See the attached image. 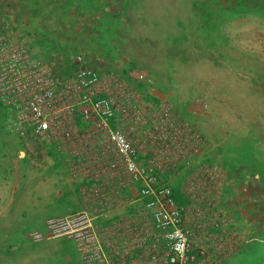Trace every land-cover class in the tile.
Segmentation results:
<instances>
[{
    "label": "rangeland",
    "instance_id": "rangeland-1",
    "mask_svg": "<svg viewBox=\"0 0 264 264\" xmlns=\"http://www.w3.org/2000/svg\"><path fill=\"white\" fill-rule=\"evenodd\" d=\"M70 1L78 15L68 13L72 17L66 21L78 16L74 19L73 30H81L85 36L76 41L74 37L65 39L58 35L54 54H62L64 59L61 62L52 54L53 61L47 63L42 59L43 65L47 63L45 68L49 76L57 84L67 81L73 74L70 57L77 54L98 76L108 79L111 75L109 78L114 81L128 76L126 83L137 90L140 100L148 98L150 90L164 95L161 101H149L152 108L148 104L144 106L149 110L146 112L148 116L140 114L143 115L140 117L143 126L148 125L149 118L160 106H167L174 123L187 125L198 135L202 142L196 149H200L206 139L220 136L223 128L228 139H234V202L239 193L237 201L243 199L244 206L252 204L256 207L243 212L242 216L248 222L238 224L234 221V240L236 237L243 239V236L264 238V187L256 184L258 180L253 171L254 164L264 165V0ZM64 2L63 5L68 7ZM75 2L79 6L73 4ZM257 2L258 5L253 7ZM39 7H42L39 0H0V35L23 45L16 39L24 30L32 26L38 32L43 25L35 20L39 16ZM81 10L86 12L83 17ZM66 21L64 24L54 21L56 26L53 27L69 30L71 23ZM84 26L89 30L82 29ZM44 45L33 47L31 54L37 59L43 57L40 54L43 51L49 54L48 48L54 45V41ZM65 59L68 60L65 62ZM68 68L71 71L67 73ZM199 86L214 97L208 99L213 103L209 106H216V112L201 118L186 112L190 101L195 112L208 106L204 97H197ZM227 90H234L233 117L223 112L225 102L233 99L215 98ZM14 120L0 105V142L14 143V147H0V201L11 189L14 190L12 196L9 194V217L0 221V264H64L57 255L61 251L75 255L72 243L62 238L41 241L46 228L30 225L35 223L33 216L43 213L42 207L39 212L34 207L32 218L27 216L31 205L48 204L50 207L45 211L62 205L64 198H55L54 193L62 190L59 187L63 186V180H58L61 177L55 175L56 168L49 169L47 163H38L32 168L27 158L20 160L22 155L17 157V151L23 150L24 145L14 130ZM205 146L204 143L202 152ZM246 146L247 154H242L239 150L243 151ZM10 156L15 160L12 161ZM63 166L65 169L66 165ZM75 166L72 164L73 168ZM178 168L181 170L182 166ZM164 169L162 175L166 177L170 171ZM206 169L209 173L214 171L208 163ZM65 172L67 174L68 170ZM165 177L160 180L161 184L169 186ZM186 179L189 183L190 178L186 176ZM181 186L184 184L179 189ZM242 186L250 188L249 194L241 195L239 190L236 191ZM172 194L174 203L179 204L181 197L177 194V187L172 189ZM101 231V228L97 229V237ZM129 247L134 249L133 244ZM95 264L99 263L95 261ZM234 264H264V243H251L239 251Z\"/></svg>",
    "mask_w": 264,
    "mask_h": 264
},
{
    "label": "built area",
    "instance_id": "built-area-1",
    "mask_svg": "<svg viewBox=\"0 0 264 264\" xmlns=\"http://www.w3.org/2000/svg\"><path fill=\"white\" fill-rule=\"evenodd\" d=\"M70 60L72 77L57 84L42 63L31 60L22 46L0 35V105L15 118L14 130L21 138L31 137L59 144L83 141V136L89 131L86 127L95 126L101 140L98 145L100 151L104 150L106 155L111 156L105 166L112 174L113 183L120 182L119 187L132 186L135 189L141 202V213L148 221L140 228L134 225L122 228L128 237V245L133 244L140 249L146 246L144 264H203L207 245L197 240L193 223L174 203L172 189L161 184L159 179L163 168L173 171L185 162L193 163L200 138L187 125L174 123L169 108L160 106L148 120L149 140H140L146 146L145 153L148 155L146 163L140 164V144L127 132V125L121 118L139 120L141 116H137L128 103L120 106L112 103L99 87L97 72L85 65L81 56L73 54ZM78 124L86 127L78 131ZM103 144L105 147L100 148ZM210 176H201L204 179L198 190L199 202L205 205L200 213L193 207L197 218L210 208L207 199ZM89 180L99 184L92 185L94 189L91 188L88 197L96 195L104 198V194L110 191L105 189L104 182L96 178ZM193 187L194 184L187 186L188 199L196 193ZM114 196L116 194L113 193L111 197ZM216 222L209 220V225H204L206 235L214 231ZM88 229L85 239L90 236L91 241L96 238L98 241L96 229ZM205 240L209 242V239ZM86 242L80 249L81 254L87 255L91 262L101 263L99 249L95 252L92 245L87 247Z\"/></svg>",
    "mask_w": 264,
    "mask_h": 264
},
{
    "label": "crops",
    "instance_id": "crops-1",
    "mask_svg": "<svg viewBox=\"0 0 264 264\" xmlns=\"http://www.w3.org/2000/svg\"><path fill=\"white\" fill-rule=\"evenodd\" d=\"M44 24L48 26L47 22ZM44 24L41 27H44ZM45 28L46 31L49 30L48 27ZM47 34H43L44 40H47V43L54 41V45H58L59 38L56 30L52 29L50 30V33ZM29 40V37L22 40L21 37L16 39V41L25 44L21 46L31 60L42 63V56L39 55L40 59H37V57L35 58L31 54L33 48L31 50L27 49V43ZM40 54L42 55L43 53ZM50 60L52 59H49V61ZM44 62L48 63L45 59ZM47 63L44 64L45 67ZM114 65L116 66L118 64ZM127 75H129V73H127ZM110 76L111 75H108V79H105V76L99 75V87L101 91L110 98L112 103L118 106L122 103H128L127 105L132 106V111H135L137 116H140V114L148 116V113L146 112L149 109H144V106L148 104L149 108H152L150 107L152 103L149 101H154V99L161 101L164 98L163 94L150 90L148 92V98L144 97V100H140L137 98V90L126 83V81L129 80V77L126 76V72V77H123L124 79L120 78L123 80L114 81L113 78H109ZM131 77L133 76L131 75ZM191 87L192 89L194 88L192 84ZM199 92L200 93H198L199 95H197V97L200 99H203L204 97V101L208 106H205L204 109L201 107L199 112H195V110H192L193 104L190 101V104L186 107V112L192 116H198V118L210 116L212 111L216 112V110H214L216 106H209L210 104L213 105V103L208 99H214V97L208 92L202 90V87L200 86ZM133 94H136L135 98H132ZM223 97L224 99H233L232 102L229 100L225 102V108L223 111L226 114H232L233 117L234 90H227L224 94H220L215 98ZM205 108L209 109V112H207ZM121 119H124L123 123L127 125L125 126V129L129 130L127 132L131 133L139 142L140 148L138 160L140 164H145L147 161L146 156L148 155L145 153L144 147L146 146L141 144L140 140H149L148 135L151 133L149 132V124L143 126L140 122L141 118L137 120L130 117H122ZM78 126L80 127H78V131H81L83 127H86L81 124H78ZM86 128L89 129V131L83 136V138H85L83 141L77 140L58 144V142H46L31 137L18 138L24 145L23 150L19 149L17 151V157L22 155L20 160L27 158L32 168H35L38 163H47L49 169L56 168L55 170L57 171H55V175H60L61 177L58 178V180H63V186L59 187V189H62L63 191L60 190L54 193L55 198H64L63 204L54 206V208L49 211H45L50 207L48 204L45 206H41V204L39 206L31 205L32 209L27 213L29 218H32L33 211L35 210L34 207L37 208V212H39L42 207L43 213L39 212L35 218L33 216L32 219L35 220V223L30 226L46 228V235L42 236L41 241H51L62 238L72 243L75 255H73L72 252L65 251H61L57 255L64 264H95V261L91 262L90 258H87V255L84 256V254H81L80 252V249L84 246V241H87V247H91L92 245L95 252L99 249V257H101V263L99 264H144V256L146 255V250L144 249L145 246L143 245L141 247L142 250L136 245H134L133 250H131L130 247L127 248L128 237L122 232V228L126 226L134 225L136 227L139 226L140 228L148 222L147 220L145 221V216L141 213V202L137 198L136 191L132 186L119 187L120 182H118V187L116 188L117 184L113 183L112 174L105 166L106 161L110 159L111 156L109 154L106 155L104 150L100 151L98 145L101 143V140H99L96 133V127L90 126ZM224 132L223 128H221L220 136L206 139L203 142V144H206L204 152H202L203 144H200V149L196 150L198 151V156L192 161L193 163L185 162V165H181V170H178V167L170 172H167L166 170L168 174H166V177L164 174L162 175V171L159 172V179L161 180L165 177V183L169 185L168 187H172V189L177 187V194L181 198L179 199V204L176 203V206L182 209V213L185 216H188L187 220L191 224L193 223L192 228L197 240L207 245L208 251L206 261L203 264H234V257L239 251L245 250L251 243H264V238H262V236H243V239L236 237L234 240V221H237L238 224H241V222H248L246 217L242 216L243 212L245 210H254L256 207L252 204L244 206L242 201L245 200L243 199L237 201L239 193L237 195V200L234 202V139H228L229 136L225 135ZM28 138L36 143L38 152L37 158L33 155L34 148L31 143L25 141V139ZM9 145L14 147L13 141L8 142L7 140H2V142H0L1 148H9ZM104 147L103 144L100 148ZM147 151L148 150L146 149V152ZM46 155L48 157H46ZM50 155L53 156L51 157ZM6 156L9 157L8 155ZM10 157L12 158V161L15 160L14 156ZM52 160L54 162H52ZM207 163L212 166L214 170L212 173H209V170L206 169ZM64 164L66 165L65 169V166H63ZM72 164H75L76 166L73 168ZM217 165L218 167L220 166V168H217ZM66 170H68L67 174L65 172ZM162 170L165 171L164 168ZM203 174L209 176L213 174L212 177L210 176L211 181L208 184L207 195V199L210 202V208L209 211L204 212L201 217L197 218L194 215L195 211L193 207L200 213V209L205 205L199 202L200 193L198 191L203 183L204 178L202 179L201 177ZM186 176H188L191 181H194L188 184ZM195 176H197V178H195ZM89 178H96V180L104 182L106 185L105 189L110 190L111 192H106L104 198L97 197L96 195L88 197L91 195L90 191L94 189L91 185H94L95 183L93 180H89ZM182 183L184 186H181L179 189ZM98 184L99 183H95L96 186H98ZM190 184H194L193 188L196 190V193L194 192V194L190 196L191 199H188L187 186ZM112 190L114 191L112 192ZM237 190L243 195V193L249 194L250 188L242 186L240 188L238 187L236 191ZM12 192L14 193L13 189L9 192L10 196H12ZM87 192L90 194H86ZM110 193H112L111 196L113 193L114 195L116 194V197H111ZM9 194H6V198L0 201V221L6 216L9 217L11 211V199ZM60 212H63V215ZM48 213H51V215H48ZM209 220L211 222L213 220L217 221L215 223L216 228L214 231L208 232L210 235H206L204 225H207ZM53 225L55 229H53ZM88 228L96 229V231L101 228L102 231L101 235H99L98 241L97 238L96 240L91 241L90 236L85 239L84 235L90 230ZM24 236L26 235L24 234ZM205 239H209V242L207 243ZM14 240L11 242H15ZM129 243H131L130 240ZM121 246L123 249H121ZM83 259H85V261H83Z\"/></svg>",
    "mask_w": 264,
    "mask_h": 264
},
{
    "label": "trees",
    "instance_id": "trees-1",
    "mask_svg": "<svg viewBox=\"0 0 264 264\" xmlns=\"http://www.w3.org/2000/svg\"><path fill=\"white\" fill-rule=\"evenodd\" d=\"M40 1L42 3V7L41 8L39 7V9H38L39 16L37 18H35V17H32V18H35V20H37V21L39 20L40 24H44L47 22L48 26L44 24V27H41L42 25H40L41 28L39 29L38 32H36L35 29L32 28V26H30V29L24 30V33L21 36V40L25 39L26 37L30 38V40L27 43V49L28 50H31L35 46H41L43 43H45L44 46H48L50 44V43H47V40H44L43 34H47V33L49 34L50 30L55 29L53 27V26H56L55 23H53L54 21H61L64 24L68 18L72 17V16H69L68 13L73 12L74 15H78L77 11H73V5L71 4L70 0H39V3H40ZM62 2H64L65 4L67 3L68 7L63 5ZM254 2H255V0H254ZM73 4H75L76 6H79L78 2H75ZM245 5L247 6L248 4H245ZM255 5H258V2L252 6L254 7ZM80 12H81L82 17H83V14L86 13L85 11H82V10ZM86 16H87V14H86ZM73 17L76 20V18L78 16H76V17L73 16ZM74 19H71L70 21H66L67 23H71V25L69 26V30H64V29L63 30H56L55 29L57 32V35L63 36V38H65V39L74 37L76 41L81 39V37H84L85 35H84V33L81 32V30H73V25L76 24ZM40 21H42V22H40ZM45 27H48L49 30L46 31ZM82 29L87 30L88 27L84 26V27H82ZM23 45H25V44L23 43ZM44 49L46 50L47 47ZM48 49H49V54H46V52H45V54H46L45 55L44 51H43L42 59L49 61V59H51V54H52V56L54 58H56V56H58L59 57L58 60H61V62H62V60L64 59L62 57V54H54V52L57 51L55 45H53L52 47H50ZM67 60L68 59H65V62ZM69 71H71L70 68L67 69V73ZM239 151L242 154H244V153L247 154L248 147L246 146L243 149V151H241V150H239ZM253 166H254L253 171H254L255 175L257 176V180H258V183H256V184H258L260 187H264V165L262 167H259L260 166L259 164H258V166L256 164H254Z\"/></svg>",
    "mask_w": 264,
    "mask_h": 264
},
{
    "label": "water",
    "instance_id": "water-1",
    "mask_svg": "<svg viewBox=\"0 0 264 264\" xmlns=\"http://www.w3.org/2000/svg\"><path fill=\"white\" fill-rule=\"evenodd\" d=\"M25 141H27V143H31L32 147L34 148L33 155L37 158L38 157V152H37V148H36V143L30 138L25 139Z\"/></svg>",
    "mask_w": 264,
    "mask_h": 264
}]
</instances>
